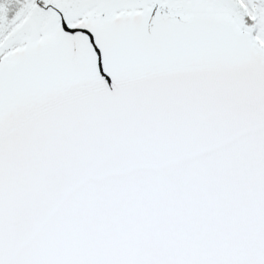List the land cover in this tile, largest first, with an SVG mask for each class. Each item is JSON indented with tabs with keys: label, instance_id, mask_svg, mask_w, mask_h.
<instances>
[{
	"label": "snow or ice",
	"instance_id": "obj_1",
	"mask_svg": "<svg viewBox=\"0 0 264 264\" xmlns=\"http://www.w3.org/2000/svg\"><path fill=\"white\" fill-rule=\"evenodd\" d=\"M0 264H264V0H0Z\"/></svg>",
	"mask_w": 264,
	"mask_h": 264
}]
</instances>
